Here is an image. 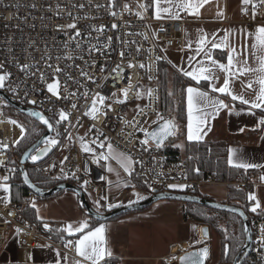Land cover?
<instances>
[{
    "label": "built area",
    "instance_id": "1",
    "mask_svg": "<svg viewBox=\"0 0 264 264\" xmlns=\"http://www.w3.org/2000/svg\"><path fill=\"white\" fill-rule=\"evenodd\" d=\"M140 2L144 0H115V7H113V0H0V65L3 66L0 68V74L5 72L11 74L10 79L6 81V87L0 89V92L24 107L36 109L47 116L53 124L56 119H59L61 109L71 113L69 119L72 126L69 127L67 121L62 122L58 126L61 135L56 137V132L53 131L51 136L60 139L61 144L53 148L51 155L45 161L29 160L27 169L35 167L46 177L65 180L84 192L100 194L101 185L94 180V170H98V163L93 161L92 154L83 152L77 139L80 136L79 131L86 139L94 138L96 129H93L92 133L88 130L95 124L105 136L110 138L114 147L130 153L136 160L143 161V168L136 165L135 172L143 180L148 181L147 186L152 194L176 192L193 195L207 186L233 185L236 188L248 190L249 193L254 192L264 208V183L251 181V174L247 173L245 180L242 181L219 182L210 170L192 172L185 162L172 160L165 151L157 150L154 143L149 151H143L139 141L144 138V134L139 131L134 132V129L126 126L121 119L123 117L133 120L136 117V105L144 107L149 104L147 96L140 100L135 98L136 88L130 92L125 104L113 103L114 111H108L106 117L98 116L94 120L84 115L94 93L99 92L110 97L114 91L127 86L129 76L134 85H139L141 89H155L159 97L156 83L160 76V67L165 63L169 65L164 49L175 47L184 49L186 20H157L150 10L145 14L144 19H140L136 15V12L140 11L138 8ZM124 3L131 6V11L123 9ZM111 11H115L117 15H111ZM257 16L264 19V15ZM239 20L255 28L258 24L251 19V10L247 15L241 11ZM73 22L76 23V29L66 27ZM113 24L117 27L112 28ZM101 26L104 29L102 33L94 30ZM77 30L81 33L78 37L75 35ZM140 33H147L148 39ZM108 37H112L111 41L107 39ZM77 42L80 47H77ZM92 45H96L101 50H93L89 54L88 50ZM105 45L108 46L105 47ZM137 47L140 48L139 53L136 51ZM149 49L152 51L149 52ZM121 51L125 52L124 58L119 55ZM68 56L74 59L69 60ZM156 56H163L164 59L156 61ZM129 60L136 66L128 68ZM93 61H95L94 66L89 67ZM149 62L153 64L151 72V75L155 77L153 80H149L147 71L139 67L140 63L148 64ZM118 63L123 65V72L120 75L116 73L109 75L110 70ZM49 64L53 68L58 65L64 69V73L72 75L73 81H68V92L76 93V96L68 100L63 99L68 94L63 87L66 76L64 73L54 75L53 70L47 67ZM24 65H28L26 70H22ZM101 67L105 69L104 72L100 71ZM80 69L89 72L95 82L81 76ZM41 73H44V80L40 79ZM57 75L61 84L59 99L48 92L46 86L47 83H52ZM75 80H79V84H76ZM9 88H16V91L12 92ZM85 91L89 92L87 100L81 95ZM118 95L122 97V94L118 93ZM32 100L36 103H31ZM72 103L77 104L75 110L71 107ZM106 103H112V100ZM152 107L154 110H147L146 116L136 117L140 120V126L144 127L149 116H156V112H160L159 99L153 102ZM10 108L12 106L9 101L0 95V113H2L0 144L8 145L7 148H0V161H3L0 165V178L6 175L11 177L15 172L11 173L8 169L14 168L16 171L20 167L21 159L17 153L19 144L14 143V125L9 122L16 119L8 113ZM77 120L80 121L79 124H76ZM84 124L87 127L81 130ZM65 128H69L72 132L71 142L66 138ZM129 132H134V136L129 137L127 135ZM130 139L132 143H129ZM90 146L96 147V145ZM64 157H68V160L64 161ZM40 163L44 164L39 165ZM52 164L56 167H49ZM157 173L164 175L157 176ZM185 176L187 179L184 178ZM85 181L87 184L84 183ZM171 183L187 184L189 187L184 190L169 189L167 185ZM149 185L152 187L150 188ZM153 188L155 191L152 190ZM5 195L7 194L0 191V197ZM36 198L38 196L31 192L28 199L23 202L11 201L6 204L0 201V252L5 246L8 234L13 231L18 244L23 248L48 247L76 257L74 249L66 250L63 241L54 232H49L27 217L26 213L32 207L31 201ZM254 203L251 201V206ZM251 213V217H248L251 222L253 247L249 255L251 256L249 264H262V252L257 251V240L259 225L264 223V211L258 209L256 213ZM17 228L24 229L23 233L18 234ZM65 239L69 238L65 237ZM111 264H117V262L111 259Z\"/></svg>",
    "mask_w": 264,
    "mask_h": 264
},
{
    "label": "snow or ice",
    "instance_id": "2",
    "mask_svg": "<svg viewBox=\"0 0 264 264\" xmlns=\"http://www.w3.org/2000/svg\"><path fill=\"white\" fill-rule=\"evenodd\" d=\"M208 3V0H144V2L138 3V8L140 11L136 12L137 17L140 19L145 18V14L149 11L150 8H154V18L157 20L169 19V20H180L182 18V13H187L188 15H193L199 17L200 8L204 4ZM113 7H115V0H113ZM123 9L125 11H131V6L128 3L123 4ZM251 10V19L255 20L257 15H264V0H242V13L247 15ZM111 15L116 16L115 11H111ZM217 16L220 19H224V12L221 10L217 13ZM69 29H76V23H70L66 25ZM117 25L113 24L112 28H116ZM150 27V26H149ZM98 33L103 32V27L94 29ZM163 31V29H161ZM241 36L244 39V43L239 47L234 45L230 37L234 36L236 30L228 29L224 30V35L220 36L217 32L209 33L204 29H198L196 38L193 40L189 38L186 43V48L191 51L187 57V66L184 65H173L176 68L179 74H182L184 77L190 78L191 82L189 83L182 91L186 94V105H187V124H186V140L188 142H201L205 139L208 132L211 131V121L215 120L221 111L226 110L229 114L240 115L241 112L245 111L243 107L237 109L236 102H239L241 106H247V113L256 116V110H259L262 114L259 116L255 128L253 131L262 130L264 131V24L256 26L253 32H247L244 29L239 30ZM75 35L78 37L81 35L80 31L77 30ZM144 36L145 39H148L147 33H140ZM185 35L189 36L190 34L185 30ZM251 38L252 43L249 45L247 42ZM75 39V37H72ZM111 41L112 37L107 38ZM133 43H135L133 41ZM195 45V47H193ZM108 45H105L107 47ZM77 47H80L79 42H77ZM219 49L220 52L216 53L215 50ZM100 51L96 45L88 50L89 54L91 52ZM183 50V49H182ZM137 53L140 52V48H136ZM149 52L152 50L149 49ZM166 51V50H165ZM121 58H124L125 52L121 51L119 53ZM131 56V53H129ZM226 56V62L218 57ZM199 57V59H197ZM57 59H60L57 57ZM67 59H74L72 56H68ZM83 59V57H81ZM164 59L163 56H156L155 60L159 61ZM151 61V57H150ZM95 61L92 65L94 66ZM128 68H133L134 65L131 60H129ZM3 66L0 65V68ZM48 68L53 70V74L64 73V69L60 68L58 65L53 68L51 64L47 65ZM71 67V66H70ZM78 67V66H77ZM139 67L145 69L148 73V79L153 80L155 77L151 75L153 64L149 62L148 64L140 63ZM28 65H24L22 70H26ZM123 65L121 63L116 64L109 72L116 73L120 75L123 72ZM101 72H104L105 69L101 67ZM35 74V73H33ZM66 80L64 82V91L68 94L63 97V99L68 100L71 97L76 96V93L68 92V81H73V77L70 73H64ZM10 73L5 72L0 74V89L6 87V81L10 79ZM80 75L86 77L88 80H92L93 76L84 69H80ZM221 76L223 77V83L220 84ZM241 77H249L245 85L246 89L252 90L255 95L254 98L248 99L245 97L244 92L237 94L234 91L233 85L235 81L239 80ZM40 79L44 80V73L40 74ZM107 79V77H105ZM127 86L114 91L110 97H106L99 92H96L92 95L91 104L88 109L84 112L85 116L91 117L92 119H97L98 116H107L108 111H114L113 103L125 104L129 98L130 92L136 88L137 100L143 99L145 96L149 99V104L141 107L139 104L136 105V117L146 116L147 110H154L152 104L155 100H158L159 97L156 95V90L152 88L141 89L139 85H134L131 82V77L128 78ZM76 84H79V80L74 81ZM219 85V86H218ZM48 92L52 93L53 96L60 98L59 89L61 87L59 76H56V79L52 83H47ZM207 89V90H206ZM10 91L15 92L16 88H9ZM118 93L122 94L118 95ZM218 94V95H217ZM85 100L88 99L89 92L85 91L81 94ZM169 96L174 95L173 92H168ZM222 97H228L231 100V103L225 102V99ZM112 100V103H106V101ZM31 103L35 104L36 101L32 100ZM72 109L77 108L76 103H72ZM2 115V113H0ZM31 115L39 117L44 125L47 126L48 130L56 132V137L61 135L58 126L62 122L67 121L69 127L72 126V122L69 117L71 116L70 112H66L63 109L59 111V119L55 120V124L50 122L48 118L43 116L39 112H34ZM136 117L133 120H127L123 117L124 124L130 126L135 131L142 132L144 138L139 141L143 151L147 152L152 147L154 142L155 148L159 150L164 146L166 140L170 137H175L180 131V126L176 122L175 117L166 118L162 113L156 112V120L153 121V124H156L157 127L154 130L149 131L147 128L140 126V120ZM2 122V121H0ZM13 125H18L21 129V136L19 139L15 140L14 143L19 144L22 140L26 138L27 130L23 125H19L18 121L11 120L9 121ZM80 121L77 120L76 124H79ZM93 129H96L95 137L92 139H86L85 136L77 137L79 141L80 148L85 153L92 154L93 161L95 163H100L101 161L106 162L107 170L109 173H115L116 181L108 180V185L111 188L114 184L115 188H135L134 184H131L129 180L122 178L121 172L112 166L110 161H116L119 164L120 168L123 169L124 173H127L129 177H133L135 172V166L140 165L143 168V161L136 160L130 153L119 151L112 144L109 137L105 136L103 131L96 127L93 124L89 128V133H92ZM245 129L241 128L240 131L243 132ZM66 138L69 142L73 140L72 132L69 128H65ZM134 132H129L127 135L129 137L134 136ZM56 137H46L43 139V147H38L36 145L30 150L35 154L30 155V159L33 162L40 160L43 156L47 155L52 151L57 145L61 144L60 139ZM103 137V139H101ZM264 140V136L261 137ZM129 143H132V140H129ZM90 145H96V147H91ZM66 146V145H65ZM177 147H183V145H176ZM7 144H0V148H7ZM100 149V151H97ZM228 157L227 164L236 169H243L244 172H247L249 169H264V164L254 163L244 158L242 150L236 147H230L227 149ZM27 155V154H26ZM155 159V157H153ZM68 157H64V161H67ZM3 164V161H0V165ZM63 164V161H61ZM49 167H56L55 164L50 165ZM47 171V169H42ZM199 173L200 169H194ZM9 172L14 173L15 169H8ZM63 172V168L61 167ZM75 175V174H73ZM147 175V173H143ZM163 173H157V176H163ZM10 176H3L0 178V191H3L7 195L0 197V201L4 203L11 202V185L7 183L10 180ZM187 179V177H184ZM23 179L25 183H29V175L27 172L23 173ZM262 182H264V174L260 176ZM87 184V181L84 182ZM144 183L147 184L148 181L144 180ZM151 188L152 185H149ZM169 189H179L184 190L189 185L187 184H178L171 183L168 184ZM155 191V189H152ZM136 196V201H131L130 203L138 202L141 199H146V197L141 196L138 192L134 193ZM109 197L107 195L100 196L98 199L94 200V207L97 214L101 213V209L107 207L108 209H113L119 207V204L107 203L103 204L102 201H107ZM248 201H254L250 210L253 213H256L258 209L264 211L262 208L261 201L257 198V195L253 193L247 194ZM32 208L36 209L37 219L43 220L39 216V209L35 201H31ZM241 216H244V213H240ZM30 226V225H29ZM43 227L49 232L55 231L58 234V238L63 241L64 248L71 251L74 249L76 257L78 259H73L71 264H111V258L113 257V252L108 246V238L106 235L107 228L104 224H99V226H93L90 223L88 218H85L79 222H67L63 227H57L53 229L49 223H44ZM24 229L17 228L16 232L18 234L23 233ZM193 231L202 232V236L199 240L196 241V244H202L208 238V229H197L193 225ZM227 230L225 229V232ZM244 231L248 232L247 226L244 227ZM65 234L67 237H76V239H65ZM258 252H262L261 260L264 264V223L259 225V237L257 240ZM50 247V245H48ZM192 245H190L191 247ZM231 249L226 247L225 251L228 252ZM185 255L176 257L172 256V260L179 259L181 264H205V261L210 255V249L208 247H202L197 251L187 252L186 249ZM236 251L239 253L240 249L237 248ZM57 257H61V260H68L69 257L67 254L61 256L59 249L56 251ZM61 260L57 261V264H61Z\"/></svg>",
    "mask_w": 264,
    "mask_h": 264
},
{
    "label": "crops",
    "instance_id": "3",
    "mask_svg": "<svg viewBox=\"0 0 264 264\" xmlns=\"http://www.w3.org/2000/svg\"><path fill=\"white\" fill-rule=\"evenodd\" d=\"M149 10L154 16V8H150ZM221 10L224 12V19H220L217 16V13ZM241 11L242 0H208V3L200 8L199 17L188 15L187 13L181 14V19L186 20L185 30H187L190 35H185V46L183 50L180 47L166 49L165 55L172 71L187 81L186 86L189 83L194 84L195 82H191L190 78L179 74L173 65L187 66V57L192 54L191 51L186 48L187 40L189 38L194 40L198 29H204L209 33L217 32L220 36L224 35V30L233 29L236 30V33L234 36L230 37V40L234 45L239 47L245 42L239 30L244 29L247 32H253L255 30L253 25L239 22ZM253 21L258 23L257 26L264 24V19L262 20L260 16H257ZM247 42L250 45L252 43L251 38H249ZM193 47H195V45H193ZM215 51L216 53L220 52L219 49ZM218 58H220L222 62H226V56H220ZM197 59H199V57H197ZM248 79L249 77H241L239 80L235 81L233 88L237 94L243 91L246 98L252 99L255 93L245 87ZM219 83H223L222 76ZM222 98L225 99V102L231 103L230 98ZM236 107L237 109L243 107L245 111L241 112L240 115L229 114L226 110L221 111L219 116L210 122L211 131L208 132L203 141H228L230 142L229 148L236 147L241 149L245 159L254 163L264 164V140L261 139V137L264 136V131L252 130L255 128L257 120L262 113L256 110V116H252L247 113V106H241L239 102H236ZM241 128L245 130L241 132ZM182 138L186 140V132L183 137H180L175 143H180ZM175 143L174 146H176ZM182 144L185 147V142ZM178 148L180 149V147ZM110 163L121 172L122 178L129 180L131 184L135 185V188L127 187L117 189L114 184L110 188L108 180L115 182L116 175L115 173L108 172L106 162L101 161L98 163L97 168L104 176V180L100 182L102 192L100 194L96 192H85L89 204L96 212L93 203L94 200L98 199L100 196L107 195L109 199L107 201H102L103 204L114 203L120 205L113 209L104 207L101 209L100 214H107L118 208L141 203L150 196L148 192L137 188L133 177H129L127 173H124L123 169L120 168L116 161H110ZM247 173L251 174V181L264 183L260 179V176L264 174V169H249L245 172V176ZM204 188L201 189L202 194H204L202 192ZM137 192L141 196L146 197V199L130 203L131 201H136L137 198L134 193ZM204 195L209 196L207 194ZM227 197L224 199L211 198L219 202H224ZM39 199L42 200L39 206V216L42 217L43 220L37 219V212L34 208L31 207L30 210L31 212L34 211L36 214L37 224L41 227H43L44 223H49L51 227L55 229L57 227H63L67 222L75 223L85 218H88L93 226L104 224L107 228L106 235L108 238V246L113 252V257L111 259L116 261L117 264H179V259L172 260L171 257L182 256V254L185 253L182 249H186L187 252H189L201 247V244H196V241L201 238L202 232L193 231V225H195L197 229H202L207 226L191 220L186 221L183 211L184 203L178 201H160L151 206L148 211L140 210L131 212L106 222L94 224L93 218L82 205L79 196L73 191H63L49 199ZM52 232L58 237L55 231ZM209 232L211 233L210 228ZM79 235L82 234H78L76 237H67L65 234V237L76 239ZM190 245L192 246L190 247ZM209 248L210 255L206 264H210V260L213 257V248L211 244ZM63 255L64 253H61V256ZM67 256L69 257L68 260H61V257H57L56 250L48 247H38L34 249L23 248L18 244L15 233L12 231L8 234L5 246L0 252V264H57L58 260H61V264H71L73 259H78L70 255Z\"/></svg>",
    "mask_w": 264,
    "mask_h": 264
},
{
    "label": "trees",
    "instance_id": "4",
    "mask_svg": "<svg viewBox=\"0 0 264 264\" xmlns=\"http://www.w3.org/2000/svg\"><path fill=\"white\" fill-rule=\"evenodd\" d=\"M186 82L187 81L184 78L175 74L168 64L165 63L161 65L160 76L158 82L156 83L159 89L160 113H162L166 118L175 117L176 122L180 126V131L177 136L172 137L160 149L165 151L170 159L176 161H182V152L177 146H174V143L180 137H183L186 132L187 107L185 93L182 91L187 84ZM169 91L173 92L174 95L169 96ZM8 113L27 130L26 138L19 143L17 148L18 156L19 158H22L24 152L33 144L38 142L46 130L37 121L20 113L14 108H10ZM229 145L230 142L228 141L186 142L184 147L183 162L188 165L192 172H194L195 168H199L202 172L210 170L215 179L219 182L232 183L245 180V172L243 170L232 168L227 164V149L229 148ZM42 164L44 163H40L39 165ZM28 173L32 182L39 188L45 190H49L66 182L65 180L46 177L36 169L29 168ZM133 180L138 189L152 194L147 184L144 183V180L139 177L136 172L133 175ZM8 183L11 184L12 202H23L31 195V191L23 183L20 171L16 174L14 173ZM228 188V197L223 203L240 207L249 217H251V202L247 199L249 191L236 188L233 185H229ZM193 195H200L215 200L209 196L203 195L199 191L193 193ZM30 209L27 211L26 215L29 219L37 223L36 214L34 211L31 212ZM183 209L186 221L191 220L201 225H208L219 234L223 245L220 264H225L236 258L239 254L236 249L239 248L241 251L246 241L244 226L241 218L228 212L214 210L195 203H184ZM93 222L94 224L101 223L95 219H93ZM221 224H224L226 227V232L225 228L220 226ZM226 247L231 250L226 252ZM250 258L251 256L245 260L244 264L247 263Z\"/></svg>",
    "mask_w": 264,
    "mask_h": 264
},
{
    "label": "water",
    "instance_id": "5",
    "mask_svg": "<svg viewBox=\"0 0 264 264\" xmlns=\"http://www.w3.org/2000/svg\"><path fill=\"white\" fill-rule=\"evenodd\" d=\"M0 95L4 96L9 103L11 104L12 108L16 109L17 111H19L20 113L34 119L35 121H37L39 124H41L44 128H45V133L42 136V138L36 142L35 144H33L31 147H29L23 154L21 160H20V167L19 170L21 172V176H22V180L23 183L26 185V187L34 194H36L39 198H43V199H49L63 191H73L75 192L81 202L82 205L85 207V209L87 210L88 214L95 220L100 221V222H106L109 221L111 219H115L117 217H120L122 215L131 213V212H136V211H140V210H144L150 206H153L154 204L160 202V201H165V200H171V201H178V202H183V203H195V204H199L202 206H206L208 208L214 209V210H219V211H223V212H228L234 215H237L239 218H241L242 222H243V226H247L248 228V232H245V236H246V241H245V245L244 247L241 249V251L239 252V254L236 256L233 264H244L245 260L249 257L252 247H253V234H252V228H251V222L249 220V217L247 215V213L240 207L234 206V205H229L223 202H219V201H215L200 195H190V194H184V193H176V192H165V193H158L155 192L154 194H151L145 201L138 203V204H134L131 206H126V207H122V208H118L114 211H111L107 214H97V212H95L93 210V208L91 207V205L88 202L86 193L79 187L74 186L73 184L69 183V182H64L61 183L59 185H57L56 187H53L49 190H45L42 188H39L38 186H36L30 176H29V183H25L24 179H23V173L27 172L28 173V169H27V163L30 160V155L35 154L34 152L30 151L34 145L38 146V147H43V139L49 136H52L53 131L52 130H48L47 126L44 125L42 123V121L39 119V117L33 116L31 115L34 112H39L34 108H27L24 107L16 102H14L13 100H11L8 96L4 95L2 92H0ZM40 113V112H39ZM42 114V113H41ZM43 116H45L43 114ZM47 118V116H45ZM49 119V118H48ZM51 122V121H50ZM157 127V126H156ZM155 127V128H156ZM155 128H153L152 130H154ZM172 137H170L168 140L165 141L168 142ZM154 143V142H153ZM164 143V144H165ZM53 151V149H52ZM51 152H49L47 155L43 156L40 160H38L39 162H43L45 161L50 155ZM27 154V155H26ZM29 175V173H28ZM102 175V177H101ZM94 180L97 183H100L104 180V176L103 174H101V172L97 169L94 170ZM243 212L244 216H241L240 213ZM208 229V238L210 239V232H209V227L205 226L202 229ZM203 235V234H202ZM202 247H208L209 245L205 244ZM200 247V248H202ZM193 249L189 252L192 251H197L198 249ZM210 249V248H209ZM185 255L182 254V256ZM207 263V260L205 261V264ZM179 264H181V262L179 261Z\"/></svg>",
    "mask_w": 264,
    "mask_h": 264
},
{
    "label": "rangeland",
    "instance_id": "6",
    "mask_svg": "<svg viewBox=\"0 0 264 264\" xmlns=\"http://www.w3.org/2000/svg\"><path fill=\"white\" fill-rule=\"evenodd\" d=\"M165 50L166 49H164V52H165ZM154 120H156V116H149L146 119V121H145L144 128H147L149 131H151L153 128H155L157 125L156 124H153V121ZM19 125H22V124H19ZM86 127L87 126L84 124L81 127V130L85 129ZM79 135L80 136H84V134L81 133L80 131H79ZM20 136H21V129H20V127L18 125H14V139L17 140V139L20 138ZM184 142L186 144L187 140H185V138H182V140L180 141V143H178V144L175 143V145H181ZM152 146H153V144H152ZM180 150H182L181 151L182 152V158L181 159L183 161V159H184V146L183 147H180ZM33 169H35V167ZM18 171H20L19 168L15 171V174L18 173ZM228 191H229V188L227 186H220V185H218V186H207V187H205L203 189L202 192L204 194H207V195H209L211 197H215L217 199H224V198L227 197ZM34 201H35V203L37 205V208L39 209V206H40L42 200H40L39 198H36ZM1 202H3V201H1ZM150 208H151V206L148 207V208H146V209H144V210H142V211H148V210H150ZM39 213H40V211H39ZM220 226L226 229V227L224 226V224H221ZM208 227L211 230L210 239H206L204 241V243L201 244V247L204 246L205 244H207V245H210L211 244L212 245V248H213V257L210 260V264H220L221 259H222V248H223V245H222V242H221V238H220L219 234L214 229H212L210 226H208ZM234 260H231V261H229V262H227L225 264H233ZM249 263H250V260H248V262L245 263V264H249Z\"/></svg>",
    "mask_w": 264,
    "mask_h": 264
}]
</instances>
